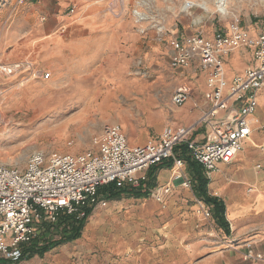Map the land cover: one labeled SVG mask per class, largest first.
Returning <instances> with one entry per match:
<instances>
[{"label":"rangeland","instance_id":"1","mask_svg":"<svg viewBox=\"0 0 264 264\" xmlns=\"http://www.w3.org/2000/svg\"><path fill=\"white\" fill-rule=\"evenodd\" d=\"M19 1L0 0V63L11 61L9 56L21 29V46H25L21 61H29L32 69L51 73L47 80L31 76L20 80L17 75L5 77L0 73V161L20 168L36 149L77 154L90 148L91 139L105 124H120L131 143L156 138L167 125L161 114L171 109L169 99L176 85L168 67L171 40L197 30L210 35L223 30L234 17L243 26L264 20V0H224L225 13L219 8L221 0H95L92 3L100 7L95 17L110 22L103 28L85 31L90 41L84 42L80 22H72L81 15L82 6L77 0ZM74 3L77 6L72 14L69 9ZM59 15L70 23L52 29L45 42L35 39L37 27L49 16ZM114 22L117 24L113 27ZM56 48L61 51L57 67L52 54ZM234 55L240 56V70L237 64L236 69L231 65ZM248 57L245 51L230 55L225 66L227 74L248 66ZM195 85L200 89L201 84ZM256 133L262 135L263 131L257 129ZM20 155L22 158L16 160ZM241 155L238 165L246 166H251L256 157H263L249 142H244ZM255 165L264 168L262 160ZM229 168H222L218 177L223 178ZM167 173L168 179H156L154 192L145 197L124 192L112 199L123 204L94 224L105 234L90 235V255L79 250L64 259L59 257L62 262L58 264H91L89 257L96 258L93 264H149V258L154 264L161 258L163 243L177 242L175 229L171 234L165 231L173 222L189 226L186 247L193 241V232L205 230L211 232L198 235L207 248L220 244L223 233L212 216L204 218L205 204L193 196L191 186L173 181L170 171L163 175ZM183 173H187L186 166ZM168 182L171 191L162 195V203L158 202L155 193ZM260 190L264 193V186ZM229 195L226 192L219 196L227 203ZM193 215L196 218L190 225ZM90 222H85L80 243ZM52 252L26 264H54Z\"/></svg>","mask_w":264,"mask_h":264},{"label":"built area","instance_id":"2","mask_svg":"<svg viewBox=\"0 0 264 264\" xmlns=\"http://www.w3.org/2000/svg\"><path fill=\"white\" fill-rule=\"evenodd\" d=\"M75 8L72 4L69 13ZM222 29L210 35L197 30L170 42L168 67L173 73L181 77L188 70L206 73L207 89L202 97L208 107L193 123L166 125L157 138L134 145L120 124L110 123L93 136L90 148L80 153L36 149L21 168L0 161V264H26L28 250L41 232L52 240L59 239L58 231L87 219L89 211L107 207L108 199L100 192L103 186L144 192L148 169L171 159L173 181L188 187L191 179L182 171L186 163L183 152L207 177L219 164H230L236 158L252 133L258 92L264 87V20L243 26L234 17ZM237 51L248 53L249 65L228 75L226 60ZM31 67L26 60L0 63V73L17 75L20 80L29 76L47 80L51 75ZM191 97V85L183 82L172 90L170 104L180 107ZM201 126L204 134L193 137ZM170 190V183L158 188L156 200L162 203V195ZM202 213L211 218L207 205H202ZM245 256L253 257V253L248 250Z\"/></svg>","mask_w":264,"mask_h":264},{"label":"crops","instance_id":"3","mask_svg":"<svg viewBox=\"0 0 264 264\" xmlns=\"http://www.w3.org/2000/svg\"><path fill=\"white\" fill-rule=\"evenodd\" d=\"M95 0H77L79 4H81V15L78 18L72 20V22H80L81 28H83V41H90L89 36L85 34V31H90L92 28H103L107 26L110 22L109 19H100L96 18L95 14L100 10L99 5H95ZM75 7L77 3H74ZM75 12V10H74ZM73 12V13H74ZM72 13V14H73ZM70 23L68 19L59 16H49L43 23H41L35 32L33 33L35 39H39L44 41L48 36H50V31L56 28L59 25ZM117 23H113V27L116 26ZM62 27H64L62 25ZM19 30V39L17 41L16 46L12 50V54L9 56L11 61L15 62L21 60V56L24 54V51L21 49L25 48V46H21V29ZM251 32L254 33V29L251 28ZM104 36V35H103ZM103 38V37H101ZM99 39V41L101 40ZM105 39L108 38V34L105 35ZM45 42V41H44ZM57 47V46H56ZM59 48V43H58ZM26 50V49H24ZM28 50V49H27ZM240 52V51H237ZM60 49L57 48L52 51V54L55 56L56 67L60 65ZM235 53V52H234ZM248 54V53H247ZM232 55V54H231ZM248 65H249V57H248ZM240 70L241 60L239 55H234L231 60V65L234 69ZM227 67V64L225 65ZM170 70V69H169ZM242 71V70H241ZM173 79L176 82L177 86L180 83L186 82L192 87V97L186 102L184 105L180 107H173L171 105V109L163 110L162 117L167 121V125L171 126H181V125H189L193 123L198 116L200 115L203 109H206L208 105L205 104L203 100V93L206 91V73L205 72H193L192 70H188L185 73L184 77L173 73L170 70ZM233 71L231 73L234 74ZM195 83L201 84L200 89L197 88ZM174 86V87H175ZM173 87V89H174ZM172 89V90H173ZM172 93V92H171ZM171 96V95H170ZM170 101V99H169ZM166 126V125H165ZM252 133L250 137L244 142H249L252 146L257 149L258 153H263V157H256L251 166L246 165H238V162L242 158L241 150L237 154L236 158L230 164H219L216 171H214L210 177H207L203 173V169L201 168L202 175L209 180L207 184V191L209 195L216 196L220 198L222 201V197L220 194H225L226 192L230 193L229 202L223 201L224 204V219L228 223L229 232H225L224 228L221 227L212 216V207L207 205L211 210V216L214 219V222L221 229L223 233V238L220 241V244L215 245L212 248H207V246L203 240L202 236L198 235L203 232H211L209 230L193 232L194 237L193 241L190 242L189 246L186 247L185 238L187 237V233L189 232V226H186L185 223L173 222V224H169L166 227L165 231L170 233L172 229L177 231V242L172 244L170 241H167L161 245V258L157 260L154 264H264V193L261 192V186H264V168H257L255 165L256 161L262 160L264 162V150L261 146H264V87L261 88L258 92L257 96V109L255 114L252 117ZM164 128V127H163ZM257 129L263 131L262 135H258L256 133ZM205 132V127L201 126L197 128L193 137L200 138ZM125 133V131H124ZM126 134V133H125ZM127 136V134H126ZM157 138V137H156ZM128 142L131 145L134 144H142V143H131L130 138L127 136ZM155 139V138H154ZM133 142H139L134 140ZM243 142V144H244ZM243 147V145H242ZM239 160V161H238ZM171 161V165L169 167L165 166V163ZM161 165L160 167H157ZM186 163L183 167L185 168ZM152 174H149L150 169H148V182H147V190L144 192H138L145 194L146 196L149 193H153V186L157 181H163L168 179V173L166 176L163 175V172L172 171V160L164 161L156 165ZM201 167V166H200ZM228 172H224L223 178L218 177L217 173H219L222 168H227ZM187 168V166H186ZM182 169V171H183ZM185 176H190L189 170L187 168V173H183ZM169 183V182H168ZM251 185L247 190H244V186ZM171 191V190H170ZM193 192V190H192ZM124 193V192H123ZM122 193V194H123ZM129 193V192H126ZM181 193V191H179ZM177 193V194H179ZM185 194H188L186 190H184ZM169 194V193H168ZM193 196H195L193 192ZM121 197L119 196L108 199V208L102 210L100 208H96L90 215L87 220H91L87 231L85 232L83 238L81 239V243L79 242L80 237L66 242L62 244H58L56 246H52L51 249L44 252L41 256L38 254H34L32 257L27 259L28 261L33 260L36 256L43 257L48 252H52L57 248H60L51 253L53 255V263L58 264L61 263L58 258L62 257L64 259L65 256H71L78 253L79 250L84 252L87 255H90L92 249V242L90 235L95 233L97 234H105V231H101L99 227L96 229L95 223L98 220H102L103 218L110 216L111 210L117 208L118 206H122V201H113L115 198ZM120 199V198H119ZM113 205H112V204ZM120 204V205H119ZM95 213L92 216V214ZM100 213V214H99ZM195 215L190 217V225L193 223ZM72 227V226H71ZM96 229V230H95ZM71 228L67 230H60L58 233L60 234L59 240H52L50 237L47 238L46 232L40 233V239L35 243V245L31 246L28 250L31 252L32 250H36L41 248L44 245H50L57 243L61 240L64 234L68 233ZM83 230V228H82ZM96 231V232H95ZM82 233V232H81ZM171 234V233H170ZM197 239V240H196ZM73 242L71 245L68 243ZM206 248V249H205ZM248 250H251L253 253V257L246 258L245 254ZM155 253H152L154 256ZM255 254H260L261 258L257 259L254 257ZM42 260V258L40 259ZM88 261L93 264L96 262V258L89 257ZM136 262V261H135ZM36 263V261H35ZM148 263H153L152 259H148Z\"/></svg>","mask_w":264,"mask_h":264},{"label":"trees","instance_id":"4","mask_svg":"<svg viewBox=\"0 0 264 264\" xmlns=\"http://www.w3.org/2000/svg\"><path fill=\"white\" fill-rule=\"evenodd\" d=\"M182 157L186 159V166L189 170L190 179L192 181L191 188L196 196L197 199L202 201L205 205H210L212 207V216L214 217L215 221L224 228L225 232H229V226L228 223L224 219V204L223 201L216 197L209 195L207 191V184L209 183V180L205 178L201 173V167L198 163L195 161H191L189 157L183 152ZM171 165V161L165 163V166L169 167ZM161 165L157 166L160 167ZM155 166L151 167L150 173L152 174L154 169L157 168ZM100 192L103 193V195L107 198H113L116 196H119L124 191L122 190H116L112 185L103 186L100 188ZM129 195L136 196V197H145V194L138 193V192H129ZM88 215H90V211L88 212ZM86 222V219H83L79 222H73L71 230L64 234L61 240L57 243L50 244V245H44L39 249L32 250L29 252V255H27V259L32 257L34 254L42 255L44 252L51 249L52 246H56L58 244L66 243L72 240H75L80 237L82 228L84 227Z\"/></svg>","mask_w":264,"mask_h":264},{"label":"bare ground","instance_id":"5","mask_svg":"<svg viewBox=\"0 0 264 264\" xmlns=\"http://www.w3.org/2000/svg\"><path fill=\"white\" fill-rule=\"evenodd\" d=\"M225 5V3H224V0H221V3L219 4V8L221 9V11L223 12V13H225V6L227 5V2H226V5ZM186 7H187V5H185V6H183V10H186ZM217 10V9H216ZM207 11H208V8H207ZM21 84V83H20ZM22 157H21V155L20 156H18L17 158H16V160H20ZM143 206H144V204H143ZM144 208V207H143Z\"/></svg>","mask_w":264,"mask_h":264}]
</instances>
